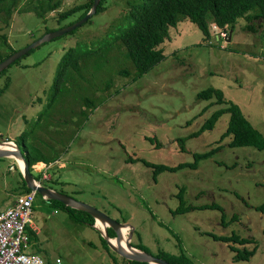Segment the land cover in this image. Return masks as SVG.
Segmentation results:
<instances>
[{"label":"rangeland","instance_id":"374dc122","mask_svg":"<svg viewBox=\"0 0 264 264\" xmlns=\"http://www.w3.org/2000/svg\"><path fill=\"white\" fill-rule=\"evenodd\" d=\"M46 1L22 0L7 26L0 20V33L6 32L12 48L19 50L80 19L79 11L63 19L57 16L88 0H60L55 10L42 17L35 14L41 9L38 3L45 6ZM127 1L104 0L105 9L93 13L87 22L42 42L6 68L0 76V87L8 83L0 93V141L12 138L24 154L41 152L38 157H49V163L32 165L35 178L118 223L131 225V245H140L152 254L184 251L189 262L181 264H264V211L255 208L264 201V150L231 147V135L219 140L228 124V112L212 129L188 138L184 150L179 141L229 102L237 104L264 137L262 19L238 18L229 30L232 37H223L226 42L216 36L219 29L212 18L208 19L210 41L203 40L195 23L181 21L170 27L169 38L159 45L165 58L148 72L134 77V64L124 59L121 47L115 48L110 63L100 70L91 65L83 70L90 82L83 81L79 91L65 87L46 107L65 50L76 41L91 45L126 26ZM108 54L101 52L97 61L104 64ZM109 79L104 88L103 81ZM207 86L220 88L226 102H213L202 112L214 101L197 97ZM84 97L91 100L89 108L82 102ZM72 116L79 126L76 129L71 127ZM216 146L220 148L197 168L164 170L156 180L151 167L128 160L129 156L144 157L176 164L193 161L195 152ZM20 173L14 158L0 157V211L18 195ZM181 192L192 209L175 213ZM212 203L220 209L204 208ZM31 220L38 232L26 228L25 251L39 254L48 264H112L115 254L102 242L99 231L75 221L41 194L33 202ZM109 232L115 235L112 228ZM232 233L253 241L240 244L212 237ZM232 242L249 249L255 245L256 250L249 259L234 260V251L228 246ZM56 257L61 258L60 263Z\"/></svg>","mask_w":264,"mask_h":264},{"label":"trees","instance_id":"16d2710c","mask_svg":"<svg viewBox=\"0 0 264 264\" xmlns=\"http://www.w3.org/2000/svg\"><path fill=\"white\" fill-rule=\"evenodd\" d=\"M21 2L22 0H0V20L4 23V25H8L9 19L11 18L13 12L18 9ZM103 2L104 0L99 1L95 13L105 9ZM60 3V0H47L45 6L38 3L41 9L36 11L35 14L42 17L44 12L55 10ZM92 3L93 0H88L85 3L72 6L67 10L60 12L57 17L58 19H63L68 15L79 11L78 18H82L88 12ZM127 7L128 10L125 14L127 21L126 26L120 27L114 32H110L111 34L107 37L98 39L91 45L87 41H85V43H82V41H76L74 46L65 50L56 67L51 86L52 92L46 107H50L54 103L56 97L62 94L65 87L75 88L76 91H79V89L85 85L83 84V81L90 82L89 78L84 77L83 70L90 65L95 71L100 70L105 64L110 63L111 52L115 48L121 47L124 59H130L134 64V77L148 72L165 58L162 48H160L159 45L163 43L165 39L169 38L170 27H176L181 21H190L195 23L202 32L203 40L210 41L211 34L208 19L212 18L215 26L219 29L216 36L222 38L223 42H226V40L222 37L221 32L225 31L227 36L229 37L230 35L231 37L229 30L234 28V24L238 18L244 17L249 20L262 19L264 21V0H128ZM245 28L250 31L254 30V27L251 25H246ZM3 46L5 47V52L3 50ZM15 51L16 49L12 48L7 41L6 32L0 33V62L5 60L6 57ZM105 51L109 52L108 59L104 64H101L97 61V56L101 52ZM93 57L95 60L92 63ZM17 60L18 59L12 63L17 62ZM5 70L0 73V76L5 74ZM123 73L125 75H129L128 72ZM103 82L105 88L106 86H109L111 79ZM7 85L8 83L6 82L4 86L0 87V93L4 91ZM197 97L203 100L214 99V101L209 102L203 107L202 112L211 106L213 102L219 104L226 102L221 89L214 86L202 88ZM82 102L87 108L90 107L91 100L87 97H84ZM225 112L229 113V120L226 129L220 135L219 140H222L225 136L231 135L232 138L229 142L231 147L251 146L258 150H264V137L256 128L252 126L249 120L242 113L239 106L232 102H229L225 107L213 111L197 131L192 132L186 137L179 138L181 149H185V141L188 138L199 136L203 131L212 129L218 118ZM75 120V117L72 116V128L76 124ZM78 127L79 126H75V129ZM62 128H64V126H62ZM219 148L220 146H216L203 152H195L193 154V161H180L176 164L155 162L144 157L136 158L129 156L128 160H140L146 166L151 167L152 177L156 180L158 173L164 170L176 171L181 167L187 166L197 168L202 159L210 157ZM38 154L33 153L30 155L29 151L25 152V158L30 170L36 161L41 160L45 163L51 161L49 157H38ZM29 190L30 189L26 186V183L22 178L18 194L28 192ZM36 195H38V193ZM178 197H180L181 200L180 205L174 211L175 213L192 209L191 206L186 205L184 194L182 192L178 194ZM46 200L53 205H59L64 208L75 221L85 223L91 227L92 224H94V218L88 213L70 208L62 202L54 199ZM204 208L220 209L219 205L216 203L205 205ZM255 208L257 210L264 211V201L260 205L255 206ZM110 230L111 228H108L109 237H114V233L110 234ZM212 237L215 240H233L240 244L253 241L252 238L241 237L236 233H232L231 235L212 234ZM101 240L105 246L109 248L104 238H101ZM132 246L142 248L140 245L132 244ZM228 246L234 251L232 255L234 260L249 259L256 250L255 245L249 249L246 246L239 247L232 242L229 243ZM113 252L115 255L112 257V264H153L148 261L130 259L116 253L115 251ZM153 254L177 264H181L183 261L189 262L187 259L188 256L184 253V251L179 255L165 250H159L157 253Z\"/></svg>","mask_w":264,"mask_h":264},{"label":"water","instance_id":"95a60500","mask_svg":"<svg viewBox=\"0 0 264 264\" xmlns=\"http://www.w3.org/2000/svg\"><path fill=\"white\" fill-rule=\"evenodd\" d=\"M100 0H93V3L88 10V12L80 19L74 21L73 23L69 24L68 26H65L63 28H60L58 30L46 33L39 39L35 40L33 43L16 50L14 53L9 55L8 57L5 58L2 62H0V73L5 70L13 61H15L17 58L21 57L22 55L26 54L29 52L31 49L37 47L39 44H41L44 41L50 40L52 38L58 37L62 34H65L72 29L82 25L85 23L90 16H92L93 13L96 11V7L98 5ZM231 33V32H230ZM229 38L230 35H229ZM229 42V41H228ZM0 144L6 145V146H13L14 148H8L6 146H0V157L2 156H11L13 157L17 162H19V159L22 160L23 165L21 166L19 163L20 171L22 174V177L26 183V186L30 190H35L36 193L41 194L44 199H54L57 201L62 202L64 205H67L69 207H73L75 209H80L89 215H91L94 218V224H92V227L95 228L97 231L100 232L101 236L104 238L106 241L108 247H110L113 251L116 253L130 258V259H136V260H143V261H148L153 264H177L175 262L166 260L160 256L154 255L142 248H138L136 246L131 245V238H132V233H133V228L131 225L128 223H118L111 217H109L106 213L96 209L95 207H92L90 205H87L83 202L76 201L72 197L59 193L56 190L43 186V184L35 178V176L32 174L31 170L29 169L28 163L26 161L25 155L23 151L13 144L10 141H0ZM97 220H99L102 225L103 229L101 227H98L96 225ZM108 227L112 228L113 231L115 232L114 237H109L108 235ZM129 228V232L127 235H125L124 238V245L121 243L122 240V228ZM127 233V232H126ZM115 239V242H112L111 240Z\"/></svg>","mask_w":264,"mask_h":264},{"label":"built area","instance_id":"2783aa9c","mask_svg":"<svg viewBox=\"0 0 264 264\" xmlns=\"http://www.w3.org/2000/svg\"><path fill=\"white\" fill-rule=\"evenodd\" d=\"M221 35L225 37L227 33L223 31ZM36 194L35 190L18 194L8 208L0 211V264H47L39 254L25 251L26 228L38 230L31 220ZM55 261L60 263L61 258Z\"/></svg>","mask_w":264,"mask_h":264},{"label":"bare ground","instance_id":"6f19581e","mask_svg":"<svg viewBox=\"0 0 264 264\" xmlns=\"http://www.w3.org/2000/svg\"><path fill=\"white\" fill-rule=\"evenodd\" d=\"M0 146H6V145H3V144H0ZM6 147H10L9 145L8 146H6ZM10 148H14L13 146H11ZM19 162H20V164H21V166L23 165V162H22V160L21 159H19ZM96 225L98 226V227H101L102 229H103V225H102V223L99 221V220H97V223H96ZM122 240H121V243L124 245V238H125V235H126V231H127V229L126 228H122ZM125 231V232H124ZM112 242H115V239H112L111 240Z\"/></svg>","mask_w":264,"mask_h":264},{"label":"crops","instance_id":"0c3cea01","mask_svg":"<svg viewBox=\"0 0 264 264\" xmlns=\"http://www.w3.org/2000/svg\"><path fill=\"white\" fill-rule=\"evenodd\" d=\"M231 37H232V35H231ZM7 141H10V142H12L13 144H16L15 143V141L12 139V138H7L6 139ZM3 141H5V140H3ZM11 147V146H10ZM25 155V154H24ZM9 157H11V156H9ZM13 158V157H12ZM56 160H58V159H56ZM38 162H42V161H38ZM17 163H19L20 164V162H17ZM49 163V162H48ZM5 209V208H4ZM1 210V209H0ZM3 210V209H2ZM38 232V230L35 232V233H37ZM61 262V261H60ZM46 263L48 264L49 262H47L46 261Z\"/></svg>","mask_w":264,"mask_h":264}]
</instances>
